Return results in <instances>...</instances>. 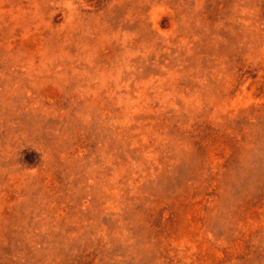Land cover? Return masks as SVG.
<instances>
[{
  "label": "rangeland",
  "instance_id": "obj_1",
  "mask_svg": "<svg viewBox=\"0 0 264 264\" xmlns=\"http://www.w3.org/2000/svg\"><path fill=\"white\" fill-rule=\"evenodd\" d=\"M0 264H264V0H0Z\"/></svg>",
  "mask_w": 264,
  "mask_h": 264
}]
</instances>
